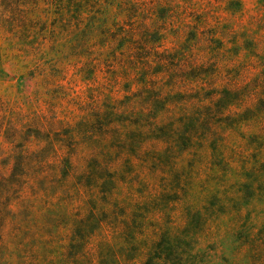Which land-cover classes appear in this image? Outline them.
<instances>
[{
  "label": "clouds",
  "instance_id": "9594fccd",
  "mask_svg": "<svg viewBox=\"0 0 264 264\" xmlns=\"http://www.w3.org/2000/svg\"><path fill=\"white\" fill-rule=\"evenodd\" d=\"M0 264H264V0H0Z\"/></svg>",
  "mask_w": 264,
  "mask_h": 264
}]
</instances>
